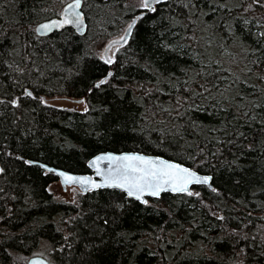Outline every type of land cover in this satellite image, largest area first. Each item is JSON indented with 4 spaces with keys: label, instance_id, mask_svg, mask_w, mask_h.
Segmentation results:
<instances>
[{
    "label": "trees",
    "instance_id": "trees-1",
    "mask_svg": "<svg viewBox=\"0 0 264 264\" xmlns=\"http://www.w3.org/2000/svg\"><path fill=\"white\" fill-rule=\"evenodd\" d=\"M60 1L0 0V264H27L44 246L52 264H264V0H163L155 12L84 0L86 34L39 35ZM138 14L106 63L95 47ZM200 39L249 67L208 63ZM44 95L84 98L88 109ZM103 151L179 161L212 174L216 191L194 185L199 196L165 192L145 205L101 188L69 202L50 190L53 172L25 163L91 172Z\"/></svg>",
    "mask_w": 264,
    "mask_h": 264
},
{
    "label": "snow or ice",
    "instance_id": "snow-or-ice-1",
    "mask_svg": "<svg viewBox=\"0 0 264 264\" xmlns=\"http://www.w3.org/2000/svg\"><path fill=\"white\" fill-rule=\"evenodd\" d=\"M83 2L84 0H73L72 3L68 4L65 10L66 12H68L69 9L72 11L68 12V15H66L62 21H53L51 24L41 25L36 31H49L53 27L62 28L66 24H74L77 28H81L82 30L84 13L78 10L81 9ZM161 2H163V0H142V7L148 11L155 12L156 8L153 5ZM256 3L259 4L260 0H256ZM134 24L135 21L128 25V32L126 36L122 38L124 42H127V37L131 35ZM260 35L264 36V32H261ZM112 62L111 59L106 61V63ZM109 76H111V73H109ZM106 83H108V80L102 79L95 87L100 88ZM204 92H210V89L204 88ZM25 95L35 99L31 91H26ZM195 95L203 96V92L195 93ZM18 99L19 98H16L11 101L13 106L19 107ZM41 102L43 103L44 101ZM20 159H22V157ZM97 160H107L116 163L115 170H109V175L105 177L103 183L97 184L91 179L73 177L63 172L58 173V175L64 178L65 183L93 184L95 188L122 189L127 193V196L135 197L136 200L141 201L145 205L148 204V201L143 199L145 194L152 197H159L162 192L171 191L186 193L188 196H199V193L190 191V185H210L213 179L211 176H201L194 170L183 167L180 164L139 154H124L120 156L106 155L97 157ZM25 163L32 165L35 162L25 161ZM38 166L42 168L46 167L45 165ZM3 172L4 169L0 168V174ZM47 172H54V170L48 168ZM212 191L215 192L216 189L212 188ZM221 219H223V217H221Z\"/></svg>",
    "mask_w": 264,
    "mask_h": 264
},
{
    "label": "water",
    "instance_id": "water-1",
    "mask_svg": "<svg viewBox=\"0 0 264 264\" xmlns=\"http://www.w3.org/2000/svg\"><path fill=\"white\" fill-rule=\"evenodd\" d=\"M72 2H73V0L67 1L64 4V6H63V8H62V10H61V12H60L59 15L52 16L50 18H47V19H44V20L40 21L36 25V29L39 28L41 25L51 24L53 21H62L65 18V16L68 15V12H71L72 11L71 9H69L68 12L65 11L67 9L68 4H70ZM78 11H82L84 13V21H83L82 30H81V28H77L74 24H66L62 28H55V27H53L49 31L41 30V32H37V31L36 32L39 35L45 36V35H49L50 33L54 32V31H60V30H62L64 28H66V27H73L75 29V31L79 35H84V34H86V32L88 30V21H87L85 12L83 10V4H82L81 9H79ZM138 16H139V14L136 15L133 19H131L128 23H126V25L124 26V28H123V30L121 32H119L117 34H114V35L108 37L103 42V45L101 46L100 50L107 51V55H108V57L112 61L114 60V56H115V53H116L117 49L122 44L126 43V42H124V40L122 38L125 37L126 34H127V32H128V25L129 24H132L133 21L136 22ZM129 37L130 36L127 37V41L129 39ZM114 42H116V43H114ZM64 96L66 98H69V99H72V100H84V98H76V97H71V96H67V95H64ZM46 97L47 96H43V98H46ZM50 99H52V98H50ZM124 154H139V155H143V156H146V157H151V158H154V159L155 158H159V159L167 160V161H169L171 163L180 164L183 167L192 169L197 174H199L201 176H211L212 177V174H210V173H202V172H199L196 169L192 168L191 166H189L187 164H184V163H181L179 161H176V160H173V159L164 157L162 155L149 154V153H144V152H140V151H120V152H116V151H103V152H99V153L93 155L88 160V163L87 164H88V167L90 168L91 172H84V173L72 172V171H69V170H66V169H63V168H60V167H56L54 165H50V164L45 163L43 161H36V160H28V161H34L35 162L34 164H37V165H45L46 167H44L43 169H45L46 171H47L48 168L53 169L54 170L53 173L58 177V179L61 182V184L63 185V188L64 189H67L68 186L74 185V186H77L81 190V192L86 193V192L98 190V189H101V188H95L93 184L65 183L64 182V178L62 176L58 175V173L63 172V173H66L68 175H71L73 177H84V178H88V179H91L94 183H97V184L103 183L104 180H105V177L107 175H109V170L110 169L113 170V171L115 170L116 163L115 162H112V161H107V160H97V157L106 156V155L120 156V155H124ZM193 185H196V184H193ZM193 185H190V191H192V186ZM207 186H209L210 188H213L214 187L212 181L210 182V185H207ZM117 189H119V188H117ZM120 190H122V189H120ZM122 191H124V190H122ZM166 192H170V193H173V194H180V193L171 192V191H166ZM163 193H165V192H162L159 195V197ZM126 195H127V193H126ZM127 197L128 198L135 199V197H129V196H127ZM149 197H152V196H149V195L145 194L143 196V199L144 200H147V198H149ZM153 198H158V197H153ZM139 202H141V201H139ZM27 264H52V263H51V261L47 257H45V256H43L41 254H34V255H32L28 259Z\"/></svg>",
    "mask_w": 264,
    "mask_h": 264
},
{
    "label": "rangeland",
    "instance_id": "rangeland-1",
    "mask_svg": "<svg viewBox=\"0 0 264 264\" xmlns=\"http://www.w3.org/2000/svg\"><path fill=\"white\" fill-rule=\"evenodd\" d=\"M132 3L134 5H136V7L140 6L141 8H143L142 7V0H129L128 5H130ZM64 4H65V1L56 2V6L59 7L58 12L57 13L55 12L56 14H59V12L61 11ZM255 25H256V27H258V29H260V27H264V24L260 21H258ZM261 32L262 31L259 30L258 36H260ZM242 42H244V41H242ZM243 44L245 46H248L247 43H243ZM102 45H103V41L100 42L95 47V49L100 48ZM199 45H200V49H201L200 51L202 53L207 52L208 47H206V44H205L203 39L199 40ZM213 45H215L214 48H212L209 52H207L210 55V57L208 59V63L210 61H212V62L217 63L218 65L222 64V65H226V67H228V68L230 67V68H236V69H241L240 66H242L245 69H247L249 67L248 63L244 62L243 56L239 55L240 58H238L236 53H233V51L231 52L229 48L226 49L225 47H223L219 43H216ZM212 46H210V48ZM237 46L238 45H234L235 49L237 48ZM100 54H102L104 57L107 56V53L105 51H101ZM198 54L199 53H197L196 55L198 56ZM199 61H201V62H199V64L201 66H203L204 64H203V61L200 59V56H199ZM191 70H193V69H191ZM198 72H199V70H198ZM198 72L196 71L193 73H198ZM258 72L261 74L262 78L264 79V69L262 71L258 70ZM243 78H244V74H243ZM248 82L250 83V81H248ZM223 91H227V90L225 89ZM238 94H240L241 96L236 97V96H238ZM242 95H244V91H242L240 88H236L233 97L238 98V99L247 98V95L246 96H242ZM50 98H52V99H50ZM42 99L47 103L54 104V105H57L60 107L72 108V109L79 110V111H85L88 109V103L85 99L84 100H72V99L66 98L64 95H57L54 97H48L47 96L46 98H42ZM49 188L56 198L61 199V200H65V201H69V202H76L78 199V195L81 192V190L77 186H74V185L68 186L67 189H64L63 185L61 184V182L59 180L52 182L49 185ZM192 192L195 193L194 190H192ZM36 254H48L47 247L44 246L43 248H41V251L39 253H36Z\"/></svg>",
    "mask_w": 264,
    "mask_h": 264
},
{
    "label": "bare ground",
    "instance_id": "bare-ground-1",
    "mask_svg": "<svg viewBox=\"0 0 264 264\" xmlns=\"http://www.w3.org/2000/svg\"><path fill=\"white\" fill-rule=\"evenodd\" d=\"M230 82V81H229ZM148 199V198H147Z\"/></svg>",
    "mask_w": 264,
    "mask_h": 264
}]
</instances>
